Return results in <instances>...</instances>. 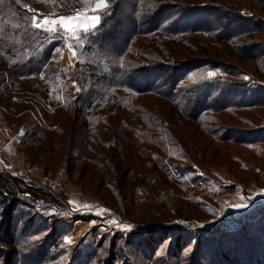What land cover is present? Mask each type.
I'll use <instances>...</instances> for the list:
<instances>
[{
  "label": "rangeland",
  "instance_id": "1",
  "mask_svg": "<svg viewBox=\"0 0 264 264\" xmlns=\"http://www.w3.org/2000/svg\"><path fill=\"white\" fill-rule=\"evenodd\" d=\"M207 1L197 0L200 3ZM235 1L240 2L237 9L243 15L255 12L264 18V8L259 4ZM34 4L40 8V16L43 15L45 7ZM236 6L233 4V8ZM30 10L36 9L32 6ZM46 17L54 20L61 16L39 17L41 24L51 20ZM64 36L66 39L71 37L66 33ZM181 40L180 44L169 45L170 49L177 50L175 57L178 60L204 57L225 61L257 75L254 79L243 78L253 88L264 86V78L261 73L257 74V66L243 61L227 45L202 36H185ZM250 40L264 42V35L253 36ZM198 41H205L208 53L201 49L204 44L199 45ZM68 48L75 54L70 46ZM66 51L60 66L68 76L61 95L54 97L58 101L57 107L42 98L41 87L37 89L38 80L26 81V90L15 93L7 71L0 68V186L10 180L14 184L16 180V184L38 189L34 208L30 210L28 206L33 204L26 200L25 206H18L21 219L37 218L31 223L22 220L23 223L20 221L17 225L20 230L25 226L32 227L33 231H40L39 240L54 243L58 242L57 235L62 233L63 250L50 252L57 261L54 264H73L80 254L84 257L79 262L86 264H124L133 259L139 264H149L151 258L165 262L169 261L167 252L173 248L175 255L172 257H176L177 250L188 261L197 242L199 246L210 242L217 254L228 240L223 238L226 232L237 227L242 229L246 223L264 215V145L246 149L234 143L213 141L202 125L199 128L197 124L183 121L167 103L153 97L144 96L139 100L152 116L145 123L155 130L151 133H158L157 128L161 127L166 139L170 136L168 130L172 131L173 136L168 141L172 143L176 138L185 160L173 156L171 150L166 153L171 144L162 148L165 139L149 140L151 133L138 129L141 122L137 117L134 122L130 115L125 120L127 114L124 112L106 120L108 126L96 132L92 130L86 145L88 152L81 156L79 140L84 141L85 131L79 129V125L84 119L74 114L71 104L82 89L77 81L71 80L76 54L75 59L66 57ZM209 74L222 76L220 70H211ZM243 117L248 121L227 114L220 118L225 124L237 127L264 126V110L247 111ZM127 125L131 131L122 129ZM69 155H72L71 165L75 167L71 174L67 173ZM157 156L173 161V168L179 167L175 178L164 175L155 167ZM16 196L29 200L31 194L18 196L17 193ZM5 212L10 214L11 209L7 208ZM233 220L239 222L231 224ZM258 227L260 225L255 229ZM260 229L262 235L250 230L247 238L252 242L250 247L254 246L264 257V230ZM90 233L91 239L76 253L75 247L80 244L77 241ZM185 233H190L193 238L187 239ZM182 243L186 250L180 249ZM136 248L143 249L144 254L147 251L146 255L151 258H146L148 261L145 262L135 253ZM206 257L211 261V256Z\"/></svg>",
  "mask_w": 264,
  "mask_h": 264
},
{
  "label": "trees",
  "instance_id": "2",
  "mask_svg": "<svg viewBox=\"0 0 264 264\" xmlns=\"http://www.w3.org/2000/svg\"><path fill=\"white\" fill-rule=\"evenodd\" d=\"M92 1L0 0V68L7 71L8 78L14 83L15 93L26 90V81L38 80L40 85L37 84V89L41 87L42 98L47 104L59 106L55 98L61 95L68 76L60 66L62 56L68 45L75 51L77 62L71 80L77 81L82 91L71 108L74 114L84 119L79 125V129L85 131L84 141L79 140L81 156H86L88 152L86 145L92 130L96 132L108 126L109 118L117 116L119 112L127 114L125 120L130 115L134 122L137 117L141 122L139 130L147 131L148 134L154 132L145 123L152 116L139 102L144 96L167 103L183 121L197 124L199 128L202 125L213 141L234 143L246 149L264 145V126L255 124L257 127L248 129L225 124L220 118L227 114L248 121L243 117L244 113L264 110V86L253 88L250 82L243 79L258 76L225 61L204 57L178 60L175 57L177 50L169 48V45L180 44L185 36H202L214 43L227 45L243 61L255 64L257 74L261 73L264 78V42L250 40L253 36L264 35V18L255 12L243 15L237 9L240 2L235 0H228L230 3L225 0L203 3L197 0H106L107 7L98 13L99 24L78 31L75 38L66 39L60 29L45 31L34 25L35 17L49 14L70 17L89 8ZM246 1L264 8V0ZM34 2L45 7L43 15L40 16V8ZM231 3L237 6L233 8ZM32 6L36 10L31 11ZM198 42L199 45L204 44L201 49L208 53L205 41ZM211 70H220L222 76H210ZM103 123L106 124L100 126ZM127 126L122 129L131 131L132 128ZM157 130L158 133L148 136L149 140L158 137L165 139L161 141L162 148L171 144L166 153L171 150L173 156L185 160L176 138L172 143L168 141L173 136L172 131L168 130L170 136L166 139L161 127ZM71 161L72 155H69L68 174L75 169ZM172 163L166 157L157 156L155 167L164 175L175 178V171L179 167L173 168ZM10 182L1 183L0 186V262L54 264L57 261L50 252L63 250L65 239L62 233L57 235L58 242L54 243L47 239L39 240L40 231H33L32 227L25 226L20 230L18 222L26 219L31 223L37 217L21 219L18 206H25L23 203L26 200L33 204L28 208H34L39 191L36 193L38 189L20 182L16 184V180L14 184ZM17 193L18 196L29 193L31 197L29 200L26 197L22 199L16 196ZM7 208L11 209L10 214L5 212ZM256 225L264 230V215L257 221L246 223L242 229L237 227L226 232L223 238L228 239L227 245H222L217 254L213 252L210 242L202 243L201 246L197 242L196 250L189 255L188 261L177 250L176 257H172L175 248L167 252L169 261L165 262L152 261L150 255H146L148 252L144 254L140 248H136L135 253L143 257L145 262L150 257L149 264H264L261 252L254 246L250 247L252 242L247 238L250 230L262 235L260 227L255 229ZM37 229L40 230V227ZM184 235L187 239L193 238L190 233ZM90 236L91 233L77 241L80 244L74 246L76 253L91 239ZM179 246L180 249H187L185 243ZM208 255L211 261L206 259ZM81 257L84 255L74 258L73 264H86L85 261L79 262ZM29 258L33 260L29 261ZM212 258H215L214 261ZM129 263L139 264L134 259L124 264Z\"/></svg>",
  "mask_w": 264,
  "mask_h": 264
},
{
  "label": "crops",
  "instance_id": "3",
  "mask_svg": "<svg viewBox=\"0 0 264 264\" xmlns=\"http://www.w3.org/2000/svg\"><path fill=\"white\" fill-rule=\"evenodd\" d=\"M107 5L108 3L106 0H94L93 4L89 8L83 9L81 12L73 16L54 18V20H52V18L46 17L47 19H51L48 20V24H41V20H38L39 18H36L34 20V25L37 28L45 31H55L57 29H60L63 30V32L67 35L70 34V38H75L78 31L94 28L92 26V20L94 17H97L100 22V16L98 13L99 11L105 9ZM37 21H39V23H37ZM99 22L95 25V27L99 24ZM69 46L70 45H68L67 47ZM66 53H68L75 59V54H72L69 48L67 49ZM231 222V224H233V222L237 223L239 221L233 220Z\"/></svg>",
  "mask_w": 264,
  "mask_h": 264
},
{
  "label": "snow or ice",
  "instance_id": "4",
  "mask_svg": "<svg viewBox=\"0 0 264 264\" xmlns=\"http://www.w3.org/2000/svg\"><path fill=\"white\" fill-rule=\"evenodd\" d=\"M99 22V19L97 17H94L92 20V26L95 27V25ZM48 21H45V24H47ZM211 75V74H210ZM245 79H249L248 77H244ZM69 243H71V241H68ZM0 264H2V262H0Z\"/></svg>",
  "mask_w": 264,
  "mask_h": 264
},
{
  "label": "built area",
  "instance_id": "5",
  "mask_svg": "<svg viewBox=\"0 0 264 264\" xmlns=\"http://www.w3.org/2000/svg\"><path fill=\"white\" fill-rule=\"evenodd\" d=\"M66 57H70V55L68 53H66L65 55ZM71 63V62H70ZM73 67V64L71 65Z\"/></svg>",
  "mask_w": 264,
  "mask_h": 264
}]
</instances>
